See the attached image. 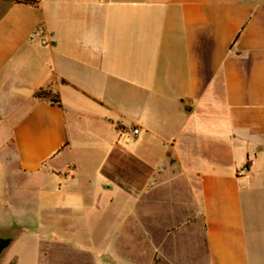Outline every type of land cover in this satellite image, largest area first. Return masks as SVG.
Masks as SVG:
<instances>
[{"label":"crops","instance_id":"1","mask_svg":"<svg viewBox=\"0 0 264 264\" xmlns=\"http://www.w3.org/2000/svg\"><path fill=\"white\" fill-rule=\"evenodd\" d=\"M36 1L0 0V263L264 264V0Z\"/></svg>","mask_w":264,"mask_h":264},{"label":"rangeland","instance_id":"2","mask_svg":"<svg viewBox=\"0 0 264 264\" xmlns=\"http://www.w3.org/2000/svg\"><path fill=\"white\" fill-rule=\"evenodd\" d=\"M168 193V192H167ZM168 194H171L169 191ZM184 196L181 192L173 193L172 197L169 200H164V204L157 205L152 208L149 206H140L139 207V218H140V226H139V239L142 240L143 238L148 241V238L152 234L153 229L155 230V238L156 240L162 239L163 237L166 238H174L176 236V232L178 229L179 224L175 222L184 221V219H187L188 224L195 221L194 215H183L182 209L179 207V200ZM169 201V202H167ZM125 202V201H124ZM171 202V203H170ZM121 211V209H119ZM108 219H110V226H113L112 228H115L116 221V215L114 216H108ZM169 219L172 220V223L170 225V229L164 230L163 228H159V224H165L166 221ZM192 225L191 229L187 233L188 235L186 238H195L200 237L201 231L199 229L195 230V228ZM110 233V232H109ZM149 235V236H148ZM200 239V238H199ZM102 241H98V244L94 247L95 251H104V246L101 244ZM144 246L142 244L139 245V249H143ZM180 253L178 254V257L173 255L171 259L164 258L162 261V257H159L156 255L154 263L153 264H196L195 262L191 261L190 254L188 252L187 247H184L182 250H179ZM158 254V253H156ZM173 254V253H171ZM143 259V258H142ZM150 257H144V264L148 263ZM1 264V263H0Z\"/></svg>","mask_w":264,"mask_h":264},{"label":"trees","instance_id":"3","mask_svg":"<svg viewBox=\"0 0 264 264\" xmlns=\"http://www.w3.org/2000/svg\"><path fill=\"white\" fill-rule=\"evenodd\" d=\"M14 2L31 6H37L38 4L36 0H14ZM35 97L38 99H47L50 103L59 105L58 95L52 93L50 90L41 89L35 93Z\"/></svg>","mask_w":264,"mask_h":264},{"label":"water","instance_id":"4","mask_svg":"<svg viewBox=\"0 0 264 264\" xmlns=\"http://www.w3.org/2000/svg\"><path fill=\"white\" fill-rule=\"evenodd\" d=\"M11 241V238L0 237V257L3 255L4 250L10 245Z\"/></svg>","mask_w":264,"mask_h":264},{"label":"built area","instance_id":"5","mask_svg":"<svg viewBox=\"0 0 264 264\" xmlns=\"http://www.w3.org/2000/svg\"><path fill=\"white\" fill-rule=\"evenodd\" d=\"M126 132L129 134V136H131L134 139L140 134V129L137 127H132L129 128Z\"/></svg>","mask_w":264,"mask_h":264}]
</instances>
